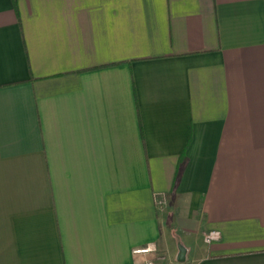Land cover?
Instances as JSON below:
<instances>
[{
  "label": "crops",
  "instance_id": "0c3cea01",
  "mask_svg": "<svg viewBox=\"0 0 264 264\" xmlns=\"http://www.w3.org/2000/svg\"><path fill=\"white\" fill-rule=\"evenodd\" d=\"M147 261L264 264V0H0V264Z\"/></svg>",
  "mask_w": 264,
  "mask_h": 264
},
{
  "label": "built area",
  "instance_id": "2783aa9c",
  "mask_svg": "<svg viewBox=\"0 0 264 264\" xmlns=\"http://www.w3.org/2000/svg\"><path fill=\"white\" fill-rule=\"evenodd\" d=\"M221 234L219 231L217 230H210L206 233H204L203 235V242L206 244H211L213 242H216L220 239ZM155 248L153 247H145V248H138V249H134L132 251L133 254H146V253H150V252H154ZM142 264H157L155 261H147L144 262Z\"/></svg>",
  "mask_w": 264,
  "mask_h": 264
},
{
  "label": "water",
  "instance_id": "95a60500",
  "mask_svg": "<svg viewBox=\"0 0 264 264\" xmlns=\"http://www.w3.org/2000/svg\"><path fill=\"white\" fill-rule=\"evenodd\" d=\"M183 256V250L182 249H180V252H179V255H178V260L179 261H182V257Z\"/></svg>",
  "mask_w": 264,
  "mask_h": 264
},
{
  "label": "rangeland",
  "instance_id": "374dc122",
  "mask_svg": "<svg viewBox=\"0 0 264 264\" xmlns=\"http://www.w3.org/2000/svg\"><path fill=\"white\" fill-rule=\"evenodd\" d=\"M175 263V261H172V263L171 264H174Z\"/></svg>",
  "mask_w": 264,
  "mask_h": 264
}]
</instances>
